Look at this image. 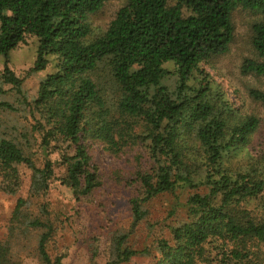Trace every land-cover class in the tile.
<instances>
[{"label":"trees","instance_id":"obj_1","mask_svg":"<svg viewBox=\"0 0 264 264\" xmlns=\"http://www.w3.org/2000/svg\"><path fill=\"white\" fill-rule=\"evenodd\" d=\"M108 1L0 0V112L23 113L31 122L2 129L0 119V190L17 194L23 168L31 172L11 236L40 232V264H64L49 249L56 228L47 206L39 205L36 216L35 201L56 179L78 201L92 196L103 184L89 152L97 142L114 154L142 146L151 168L136 175L129 231L113 235L105 264L144 256L150 264H264V153L254 143L262 119L241 111L205 69L229 52L234 13L264 16V0H125L107 28L96 29L93 17ZM28 38L38 42L30 73L57 59L32 99L10 68L11 51ZM251 45L254 58L244 60L241 73L264 77V19L252 24ZM171 77L174 88L166 83ZM249 94L264 105V92ZM178 191L177 199L187 194L186 216L167 226L170 238L156 241L155 254L130 247L148 204ZM13 256L11 245H0V264H14Z\"/></svg>","mask_w":264,"mask_h":264},{"label":"rangeland","instance_id":"obj_2","mask_svg":"<svg viewBox=\"0 0 264 264\" xmlns=\"http://www.w3.org/2000/svg\"><path fill=\"white\" fill-rule=\"evenodd\" d=\"M125 0H109L105 7L93 17L96 29H105L116 16ZM264 16L247 11L237 10L234 13L235 36L230 50L223 56L213 59L205 69L220 83L222 89L241 111L259 116L262 119L261 129L254 137L256 149L264 153V105L254 100L250 90L264 92V77L243 75L241 67L245 59L254 58L251 45V26L254 22L263 20ZM38 42L28 38L10 53V68L20 78L24 79V90L29 97L35 98L41 80L56 71L57 59L49 58V65L43 72L30 73L36 59ZM5 58L0 55V74L4 70ZM167 67L173 70V65ZM166 83L174 88V77L166 79ZM11 101L14 97L7 96ZM1 99V97H0ZM26 115L0 112L2 129L23 120L30 127L31 122ZM90 155L100 168L102 186L89 197L76 200L71 189L62 185L56 179L51 184L47 197L38 199L32 208L33 214L40 216L39 205L44 204L49 211V219L56 231L49 243L52 255H63L64 264H91L95 259L99 264H105L112 250L114 234L127 233L131 224L129 200L138 195V185L134 183L139 172L151 168V160L142 146L126 147L119 154L109 151L100 142L91 146ZM40 158V157H38ZM53 161H60L59 154L51 156ZM41 164V159H38ZM57 177L64 174V169H56ZM22 185L17 194L11 195L0 190V245H11L14 264H40L38 259V231L23 233L17 231L11 236V219L19 198H28L31 172L22 170ZM130 184V185H129ZM133 184V185H132ZM180 191L165 194L148 204V217L131 233L128 245L134 249L151 247L155 254L156 241L170 238L167 226L183 220L186 211L183 204L187 194L180 196ZM257 212H263L256 208ZM94 252H97L95 255ZM151 257H135L126 264H150Z\"/></svg>","mask_w":264,"mask_h":264}]
</instances>
